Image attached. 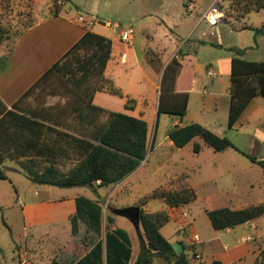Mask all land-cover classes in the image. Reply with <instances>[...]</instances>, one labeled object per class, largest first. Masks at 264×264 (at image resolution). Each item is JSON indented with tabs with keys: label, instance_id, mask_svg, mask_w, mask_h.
<instances>
[{
	"label": "rangeland",
	"instance_id": "obj_1",
	"mask_svg": "<svg viewBox=\"0 0 264 264\" xmlns=\"http://www.w3.org/2000/svg\"><path fill=\"white\" fill-rule=\"evenodd\" d=\"M200 1H4L0 4V28L7 31L6 35L8 38L0 44V52H8L14 46L16 38H18L17 33L23 29V25L28 21L27 13L30 11L27 7L28 4H31L35 20L39 15L44 17V14H50L54 11L55 7H58L59 11L69 10L70 15L82 17L86 20V24H89V22L90 24H95V21L103 25L105 24L106 30L102 31L112 38L116 37L117 33L122 30L131 29L133 31L132 42L136 51L143 50L145 47L151 49L165 48L166 51H190L195 47V44L192 43L197 41V38L211 40L212 42H216L215 40L217 38L216 34L215 36L214 34L213 36L210 34L211 31H208L205 21H201V26L194 34L188 35L193 25L197 24L200 20L199 17L203 14V10L199 6H196V9L192 13H188L186 8L190 2L196 5ZM46 2L47 4H45ZM229 4V0H221L219 8L221 7L223 11V18L232 21L237 17H235V13L231 12ZM242 23L243 25L251 27V30L246 29L233 32L230 25L224 20H220L218 24L221 35L220 47L213 48L210 45H206L196 49L199 51L201 61L206 64L203 67L204 73L200 78V90L202 87L205 90L201 94L196 93L192 95L189 108L182 119V125L199 124L217 136L228 138L240 151L256 158H262L264 157V149L260 150L258 147L256 148L250 142L248 135L255 134L258 121L261 119L264 120V108L260 107L263 104V99H258L256 113L250 117L249 122L245 123L242 129L228 130L227 128L229 108L227 87L229 82L224 70L219 66L218 60L228 58L231 53H235V50L238 49L244 51L243 55L238 56L239 58L254 62L264 61V33L257 32L258 30L264 29V11L250 13ZM242 23L241 27L243 26ZM114 24L119 25L116 33L111 31ZM252 27L255 29L253 30ZM170 29L174 34L170 32ZM202 32L206 33L205 37L201 36ZM174 35H178L182 39V42L179 41L176 46H174ZM37 38H41L40 35ZM34 40L31 36L24 38L19 50L8 60L7 67H9V70L0 78V86H3V84L8 85L9 83L22 86L26 81L28 82L31 76L36 73L38 74V67L35 65V57L33 55L36 52L42 55L44 49L39 46L40 44H35ZM27 49L28 52L26 55L24 52ZM79 55L83 56L84 52H80ZM128 68L133 69L130 74L135 79V82L141 83V85H147L146 77L143 76L138 68L127 66V71H129ZM209 69L214 72L215 77L208 76L207 70ZM101 82L102 78L95 76L83 81L81 79L72 80L64 75L53 73L45 81L43 79L31 91L28 97L21 100L19 107L32 113L35 112L40 116L41 120L44 121V118L47 119V123L49 124L59 122L60 125L63 124L67 128V131L76 134L88 133L96 128L103 127L108 120L109 112L107 111L92 113L94 115V124L87 127L78 118L80 113L86 111L84 110V105L89 102L90 98L100 89L102 84L106 90L112 86L106 81H103L102 84ZM145 94L147 106L139 109L137 113L134 111L135 108L132 107L127 113L133 117L141 116L148 123L149 143L152 133L157 126V138L162 142L161 151L151 154L150 157L149 153H147L139 168L148 171L149 175L134 184L132 190L129 186L124 187L121 191L108 189L103 198H99L98 202L102 207V236H104L106 231L114 227V223L110 225L107 219L116 221L118 226L128 231L133 246V253L136 255L139 249V237H142L144 240L141 226L135 229L127 218L117 216L111 210L137 206V204L144 202L146 212H162V210L166 209V206L161 201L150 200L146 197L156 188L163 186L165 181L174 172L184 170L188 172L190 187H193L194 192L198 195V200L191 205V208H189L191 210L188 213L196 218L195 226L199 229L204 228V223L200 218L201 213L199 208L202 206H220L218 204L220 202L223 203L225 200L223 193L226 189L229 190L230 194L232 193V195H237L238 197L233 207L234 209H240L245 206L247 208L257 204L264 205V178L261 181V169L235 150L231 149L216 153L207 147L200 138H194L189 144L181 150H178L171 160L167 162L166 159L169 154L164 137L173 122H178L176 123L177 126L181 122L178 118L170 115L160 114L159 117L157 116L156 105L161 94V82H159L158 89L149 86L146 87ZM151 98L152 102L150 101ZM165 99L173 102L176 96L172 93L170 96H165ZM98 102L116 107L123 100L117 96L101 94L98 97ZM129 105H132V103H129ZM120 112H124L123 107H121ZM55 137V134L45 136V146L52 147ZM194 143H197L201 148L197 154L193 152ZM149 149L150 147H148V151ZM51 150L55 153L51 157L44 155L43 157L21 158L19 161L40 173H43L49 167L59 169L65 173L80 159L73 145L66 146L63 151ZM20 162L6 161L1 166L6 168V175L8 177L7 180H0V250L3 251L7 264H15L16 261L13 259L15 257L13 254L14 246L11 242L9 230L3 226L2 219L9 226L12 225L14 227L16 235L21 234V215L22 211L25 210L24 207L27 208V204L30 202H39L38 200L30 199L37 197L34 196V192L36 191L37 194V189L40 186L32 183L24 176L23 170L18 164ZM156 164H164L163 169H154ZM168 186V189L172 188L170 187V183ZM44 189H50L51 193H55V190H60L57 187L49 188V186H44ZM130 190L131 192L129 193ZM18 195L20 196V201L17 199ZM45 196L41 197L40 194V197L44 198V200L47 199ZM66 210L67 212L70 210L69 204L66 206ZM183 212L186 213L187 210H183ZM186 220L189 221L190 216L187 215ZM68 225L69 229L67 232L64 229L62 230V237L65 239L61 243L64 248L60 251L58 257L59 261L63 264H71L73 261L82 257L87 253L89 247L98 240V237H94L84 224H79L78 235L73 237L70 235V222ZM259 225L264 228V216L261 218ZM178 226L174 221L169 222L162 228L163 235L177 234ZM183 227H185L187 232L185 235L188 237H185L187 239L184 240V244L188 245L191 249L187 250L186 255L192 261L196 244L189 238L188 226ZM202 233H205V230H202ZM0 261L4 264L2 258ZM193 263L197 264L195 262ZM152 264L165 263L156 259ZM205 264H209L208 260L205 261Z\"/></svg>",
	"mask_w": 264,
	"mask_h": 264
},
{
	"label": "trees",
	"instance_id": "obj_2",
	"mask_svg": "<svg viewBox=\"0 0 264 264\" xmlns=\"http://www.w3.org/2000/svg\"><path fill=\"white\" fill-rule=\"evenodd\" d=\"M4 1L9 0H0V4ZM30 1L33 2V0ZM229 1V8L232 13H235V17H237L235 20L237 21L252 12L264 10V0ZM27 7L30 10L27 13L28 21L23 25V29L17 33L18 38L35 24L31 4H28ZM59 12V8L55 7L52 15L57 16ZM6 32L0 28V44L8 38ZM257 32L264 33V29ZM18 38H16L15 43ZM13 48L14 46L8 53ZM111 49L110 40L86 31L65 53L62 59L52 65L11 109H8L0 98V167L6 161L20 162L21 158L43 157L44 155L51 157L54 155L55 153L45 146V132H55L59 142L64 139L72 140L73 147L80 159L65 173L53 167H49L43 173H40L29 168L25 163H18L24 175L34 184L58 188L87 187L95 192L96 183L97 187L117 185L140 166L148 153L149 146V126L142 118L110 112L103 127L84 133L80 137H74L52 127L57 126L59 123L54 122L46 125L44 123L47 122L46 119L43 121L35 112L32 113L19 107L21 100L28 97L43 79L45 81L53 73L64 75L72 80L81 79L83 81L95 76L102 78L101 84L106 81L112 85L104 77L106 64L111 56ZM80 52H84V55L80 56ZM178 53L182 54L180 50ZM243 53V50L236 49V57L231 60L228 130L233 129L234 124L252 99L256 97L264 98V62L247 61L239 58ZM178 70L179 64L174 59L164 71L157 116L159 117L160 114L175 116L182 122L187 112V93L176 96L173 102L165 99V96L172 95ZM102 85L97 91L106 90ZM106 91L124 98L125 109H132L133 104H135V100L124 96L113 85ZM91 103L92 97L84 105L86 111L79 115L80 121L86 126L94 124L92 113L104 112L103 109L95 107ZM129 103H132V105H129ZM167 137L176 149L185 147L194 138H200L207 147L216 153L229 149L235 150L264 172V160H257L256 157L240 151L228 138L217 136L199 124L175 125L168 130ZM200 149V146L194 143L193 152L197 154ZM7 179L6 171L0 168V180ZM170 187L172 188L155 189L146 198L161 200L170 208L180 207L196 200V193L186 182L185 176L182 175L176 181H171ZM144 205V202L137 205L140 208L139 219L144 240L139 237L140 250L133 264H151L155 258L162 260L165 264H189L185 253L182 252L180 255H176L171 244L160 233V228L170 220L167 213L164 211L146 213L141 208ZM205 212L212 228L215 231H224L261 217L264 214V205H251L238 210L221 208L206 210ZM107 221L110 225L113 224V220L107 219ZM81 223L87 227L94 237H98V240L93 243L92 248L82 258L72 264L130 263L131 241L125 230L120 228L110 229L102 236V207L98 201H92L85 197L75 199V215L70 220L72 236L76 237L78 235L79 224ZM4 226L9 229L5 223ZM51 264L63 263L54 259ZM213 264L218 263L214 262ZM256 264H264V250L261 251L260 259Z\"/></svg>",
	"mask_w": 264,
	"mask_h": 264
},
{
	"label": "crops",
	"instance_id": "obj_3",
	"mask_svg": "<svg viewBox=\"0 0 264 264\" xmlns=\"http://www.w3.org/2000/svg\"><path fill=\"white\" fill-rule=\"evenodd\" d=\"M34 1L39 2L41 0H33V2ZM210 1L211 0H201L200 3L196 5L190 2L186 10L188 13H192V11L196 9V6H199L200 8H202L204 13V11H206L210 6L211 4ZM65 2H70V0ZM71 3L74 5L73 2ZM45 4H47V2ZM68 11L69 10L67 11L62 10L59 12L57 16H53L52 13L44 14V17L39 15L38 17H36L34 26L23 32L24 34H22L20 38L17 40L13 50L10 53L0 52V78H1L9 70V67H7L8 60L12 58V56H14L17 50H19L25 37L31 36L32 39H35L34 43L40 44L39 46L44 49V53L42 55H39L37 52L33 55L35 57L34 59L35 65L38 67V71H39L38 74L36 73L37 75L35 74L36 76L35 75L31 76L28 79V82L26 81L22 86H17L14 83H9L8 85L3 84V86H0V98L2 99V101L7 106L8 109H11V107L21 98V96L44 73H46L52 67V65H54L60 59H62L65 53L84 35L86 31L93 32L111 41V46H112L111 56L106 64L104 77L106 80L110 81L115 88L119 89L124 96H128L129 98L135 100V104H133L134 105L133 107L135 108L134 111L136 113L138 112L139 109L147 106V99L145 94L146 87L149 86L151 88L153 87L154 89H158L159 82H161L162 80L165 69L168 67V65H170V63L174 59L179 64V70L175 77L174 90L172 92L174 96L187 93L188 95L187 110H188L192 95L196 93L201 94L204 92L205 90L204 87H202L200 90L201 87L200 78L204 73L203 67H205L206 64L205 62L201 61L199 51L196 49H199V47L206 45H210L213 48L220 47L221 35H220V30L218 29L219 23L215 27H211L207 23H206L207 25L205 24L208 31H211L210 34L212 36L213 34L214 36L215 34L217 35L216 36L217 38L215 40L216 42L197 38V41H194L192 43L195 44V47L190 51H185V52L181 51L183 53L180 55L178 53L179 51H166L165 48L151 49L149 47H145L143 48V50L136 51L134 49L132 39L130 40L129 43H124L120 41L118 35L112 38L108 36L106 33H103L102 30H106L105 24L103 25L96 21L95 24L82 23L78 21L79 17L70 15V12ZM262 11L264 10L259 11V13ZM201 17L202 15L199 17L200 20L197 22V24L193 25L188 35L194 34L196 30L201 26L202 24ZM245 18H242L240 21H236L235 19L231 21L230 19H224L222 17L221 20H224L228 25H230L233 32L246 30V29L251 30V27L247 25H243L242 23ZM241 23L243 25L242 27H241ZM95 26H97V28H95ZM252 29L254 30L255 28L252 27ZM170 32L173 33L171 29ZM205 34H206L205 32H202L201 36L205 37ZM38 35H40L41 38H37ZM179 41L182 42V39L179 38L178 35H176L174 46H176L179 43ZM27 52L28 49L26 50V52H24V54L26 53L27 55ZM233 57H235V53H231L228 56V58H223L218 60L219 66L224 70V73L228 77L229 84L227 87V94L229 96V102H230V94H229L230 66ZM186 62L188 63L186 64ZM127 66L138 68L142 72L143 76L146 77L147 85H141V83L135 82V79L130 74V72L133 69L128 68L129 71H127L126 70ZM209 73H211V75ZM207 74L209 77H215V74L211 69L207 70ZM101 94H108L110 96H115L110 94L106 90L97 91L92 97L91 104L93 106L101 108L109 113L110 112L123 113L131 116L130 114L127 113V111H129L130 109L129 110L125 109L124 98H121L123 102L118 104L116 107H113L111 105L102 104V102H98V97ZM260 98L261 97H256L252 99V101L243 111L240 118L234 124L233 126L234 130H236L237 128L242 129L243 125L249 122L250 117L254 115L258 109L257 101ZM261 99L264 100V98ZM150 101L152 102V98L150 99ZM158 101L156 107H158ZM121 107H123L124 112H120ZM260 107L264 108V101L263 104L260 105ZM79 115L78 118L80 117ZM136 118H142V117L139 116ZM44 123L46 125H50L47 122ZM176 123L178 122L176 121L173 122L170 128L175 126ZM179 126H183L182 122L180 123ZM52 127L57 131L66 133L74 137H80L82 135L81 133L76 134L74 132L67 131V128L64 127L63 124L60 125V123L57 124V126H52ZM256 127L257 130L255 134L253 135L247 134V135L250 142L253 143L256 148L258 147L260 150H262L264 149V120L263 119L259 120ZM49 134H55V132H45L46 137L49 136ZM164 138L166 140L165 141L166 147L169 154L166 159L168 162V160H171V158L177 153V151L181 150L182 148L180 149L174 148V146L167 137V133ZM73 144H74L73 141L70 139H64L61 142H59L56 136L55 140H53V146H55V148H53V146L52 147L47 146V147L50 148V150L54 149L57 151H63L66 146ZM149 145H150L148 146L150 147L148 151L149 157L151 156V154H155L161 151L162 142L157 138V126L154 132L152 133V137L150 139ZM257 160H264V157L257 158ZM164 164H160V165L156 164L158 166L155 165L154 169L155 168L163 169ZM261 172H262L261 173V181H262V179L264 178V172L262 170ZM187 173H188L187 170L174 172V174L172 176H169V178L165 181V184L163 186H160L159 188L165 186L164 188L168 189L169 183L171 181H176L182 175L186 177V182L191 186L189 176ZM148 175H149L148 171L138 167L132 174H130L126 179H124L121 183L117 185H110L107 187H97V183H96L95 192L87 187H75V188H59L60 190H55L56 191L55 193H51L50 189H44V186L46 185H38L40 186V188L37 189L38 190L37 194L36 191L34 192V196L37 197L30 200H38L39 202L28 203L27 208L24 207L25 210L22 211V215H21L22 232L20 230L21 234L16 235V232L12 225L10 226L12 227L13 230L4 220H3L4 222H2L3 226L5 223L9 228L8 229L9 235L11 237V242L14 246L13 254L15 257H13V259L16 261L15 264H51L54 259L59 261L58 257L60 255V251L64 248L62 247L61 242L64 241L65 239L64 237H62V230L64 229L67 232L69 229V225L67 226V224H69L71 218L75 215L74 207H75L76 198L85 197L92 201H98L99 198H103V196L106 194L108 189L109 190L115 189L121 191L124 187L129 186V188H131L132 190L134 188L133 187L134 184L138 183L139 180L141 181V179L148 177ZM53 187L54 186H49V188H53ZM131 190L129 191V193L131 192ZM40 194L41 197H44L46 195L45 198L47 199L44 200V198H41ZM223 197L225 198V200L223 203L220 202V204H218L220 206H213V207L202 206L199 208L201 213L200 218L201 221L204 223L203 224L204 228L202 227L200 229L195 226L196 218L190 215V213H188V211L191 210L189 209L191 208V205L198 200V195L196 196V200L194 202L176 208H170L166 206L161 200H159L166 206V209L162 211L166 212L167 215L169 216L170 219L169 222L174 221L176 224H178L181 227L188 226L190 233L189 235L197 234L199 236V241L196 242V248L193 253V260L191 261L190 260L191 258L186 255V252L188 249H190V247L184 244L185 242L184 240H186L188 237L185 238L181 235L179 236L178 233L174 235L168 234V236H164L162 233V228L166 226L169 222L160 228V233H162L161 235L170 244L180 243L182 245V252L185 253L189 264H194L193 262L197 264H205L206 260H208L209 264H213L214 262H217L218 264H256V262L260 259V253L261 251L264 250V236H263L264 228H262L259 225V222L261 218L264 216V214L261 217L251 222L237 226L233 229H228L224 231H215L212 228L210 221L206 215L205 212L206 210H214L221 208L238 210L233 208L238 200L237 195H232V193L230 194L229 190L226 189L224 190ZM17 199L20 201L19 195L17 196ZM68 204L70 206V210L67 212L66 206ZM141 208L143 209V211L146 212V206H142ZM183 210H187V212L184 213ZM158 212H153V213H158ZM146 213H150V212H146ZM186 214L190 216L189 221L186 220L187 217ZM113 223H114V227L112 229L114 228L123 229V227L117 225L116 221H113ZM202 230H205V233H202ZM65 231L63 232L65 233ZM126 232L129 236L128 231ZM70 235L72 236L71 233ZM245 238H250V240L245 241ZM91 248L92 246L89 247V250ZM131 250H132V254L129 264H133L139 254V249H138L137 254L134 255L132 243H131ZM197 254L200 255V259L195 258V255ZM1 258L4 260V264H7L5 259L6 257L4 256L2 250H0V259ZM80 258H78L76 261H78ZM156 259L158 258H155L154 260ZM0 264L3 263L0 261Z\"/></svg>",
	"mask_w": 264,
	"mask_h": 264
},
{
	"label": "built area",
	"instance_id": "obj_4",
	"mask_svg": "<svg viewBox=\"0 0 264 264\" xmlns=\"http://www.w3.org/2000/svg\"><path fill=\"white\" fill-rule=\"evenodd\" d=\"M220 2H221V0H212L208 9L206 11H204V13L202 14L201 20L205 21L211 27H215L223 17V11L219 8ZM78 21H80L82 23L86 22V20L83 19L82 17H79ZM89 24H90V22H89ZM118 28H119V25L114 24L112 26V32L116 33ZM132 34H133V31L131 29L122 30V31L117 33L120 41H122L124 43L130 42V40L132 39ZM209 74L211 75V73H209ZM177 233L183 237H187V235H185L186 234L185 227H178ZM189 238L195 244H196V242L199 241V236L197 234H191L189 236ZM249 240H250V238H245V241H249ZM195 258L200 259V255H198V254L195 255Z\"/></svg>",
	"mask_w": 264,
	"mask_h": 264
},
{
	"label": "water",
	"instance_id": "obj_5",
	"mask_svg": "<svg viewBox=\"0 0 264 264\" xmlns=\"http://www.w3.org/2000/svg\"><path fill=\"white\" fill-rule=\"evenodd\" d=\"M0 168L6 170L5 167ZM111 212L117 216L127 218L135 227V229L140 227V208L138 206H132L123 209H112ZM171 246L176 255H180L182 253V245L180 243H173Z\"/></svg>",
	"mask_w": 264,
	"mask_h": 264
}]
</instances>
